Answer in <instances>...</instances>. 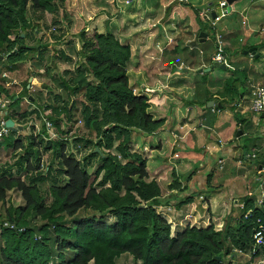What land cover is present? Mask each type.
<instances>
[{"label": "trees", "instance_id": "1", "mask_svg": "<svg viewBox=\"0 0 264 264\" xmlns=\"http://www.w3.org/2000/svg\"><path fill=\"white\" fill-rule=\"evenodd\" d=\"M65 1L0 0V72L19 70L21 61L29 60L31 53L36 54L48 45L30 43L37 31L29 32V12H54ZM36 24L37 30L40 25ZM81 40L82 49L78 53L85 59L83 69H79L72 82L54 77L63 88L62 107H53L55 103L49 100L35 110L20 111L18 107L25 97L33 102L38 100L28 88L34 72H40L32 67L28 68L24 90L11 96L6 93L11 98L9 108L14 109L10 117L19 122L34 113L42 117L53 108L47 115L57 137L49 140L47 125L43 123L42 132L30 136V147L16 163L18 172L25 169L27 174L16 176L9 170L0 174V202H5L12 190L19 191L24 201L7 210L8 220L24 228L23 231L4 226L7 220L0 221V264H53L52 260L57 264H117L124 254H130L137 264H241L236 251L249 254L251 259L259 257L264 245L255 249L254 232L264 227V200L257 205L254 197H249L241 214L231 216L221 230L213 224L187 225L182 231L172 232L171 224L156 209L163 204L160 184L150 179L147 159L131 146L134 132L152 134L165 123V118L156 119L149 111V97L135 92L130 83L128 64L132 46L111 32L95 31L87 38L83 31ZM20 45L26 47L15 51ZM75 51L71 47L70 52ZM40 54L38 62L32 63L37 69L44 68L46 63ZM61 54L57 56L72 60L71 55ZM0 90L3 92V87ZM229 94L239 92L236 88ZM76 96L84 97V125L97 137L92 152L83 161L67 152L68 139L64 138L71 132V128L64 129V121L72 127L74 109H78L76 101L68 103ZM14 130L15 126L5 139ZM43 145L45 150H55L65 179L53 181L52 164L44 169L40 162L42 151L38 148ZM7 147L16 150L25 145L19 137ZM94 157L101 163L93 177L88 167ZM40 169L45 171L38 173ZM47 179L52 182L45 195L42 184ZM84 209L94 214L77 217ZM106 213L114 217L112 222L105 219ZM68 218L72 223H68Z\"/></svg>", "mask_w": 264, "mask_h": 264}, {"label": "rangeland", "instance_id": "2", "mask_svg": "<svg viewBox=\"0 0 264 264\" xmlns=\"http://www.w3.org/2000/svg\"><path fill=\"white\" fill-rule=\"evenodd\" d=\"M169 1L170 0H163V3L160 5V9L158 11L159 18L165 15L166 9L169 7L167 6ZM143 2H145V0H66L64 6L54 12L40 14L31 10L28 15L31 22L29 32L33 34L35 31H37V36L35 34V36H33V39L35 40L31 39L30 43L42 45L48 43V45L41 48L36 54L31 53L29 60L21 61L20 67L21 64H25V66L23 68L21 67L18 80L22 79L24 81L27 79L29 74L28 68L30 69V67H32L34 70H39L40 72H34L33 77H36V80L33 82L35 89L29 90L30 94L37 96L41 104L45 102L48 103L50 100V102L55 103V106L53 107H62L63 100L61 99V93L63 88L57 83L54 77L57 79L64 77L67 81L72 82V79L74 76H76L79 69H83L82 64L85 60L82 54L78 53V51L82 49L81 32L85 31L88 38L93 36L95 31H99L103 33H114L123 43L131 44L132 59L128 64V74L131 85L139 80L140 77H144L146 79L154 77H166L167 73L164 74V72L168 66H170L168 70H171L173 75L172 77H187L186 80L188 82V86L191 89L186 90L185 92L187 95H189V98L193 96L195 88H197L198 92H200L197 95V98H199L201 97V93L203 94L207 91L204 87H208L211 90V95L209 98L214 101L216 99L212 97V92H215L218 95L222 93L227 94L226 88H228L229 92L233 93V89L238 87L239 94L244 93L245 95H249V92L253 90L255 86L260 84L264 85V80L261 83L253 80L252 76L254 71L252 68L248 69L247 67H244L243 70L240 71L242 65H245V61L239 60L241 55H243V44H247L248 42L251 44L255 43L257 45L258 42V46L261 47L264 45V15H254L250 3L251 0H236V2H234L235 9L232 13H229L225 17H223L224 7L221 5L222 0H188L187 5L186 3L182 5V3L179 2V4L182 6L187 7V11H190L193 15L194 13L198 15V10H195L194 7L196 9L202 10L214 7L215 11L222 15L223 20L219 23H216L215 27H213L211 24L213 21H215V18H212L211 16L212 11H208L204 16L198 15L197 17L198 24L203 28L202 32L209 33V37L211 38L214 37L213 40H208L210 47L207 48L208 51H206L205 54H203L204 50L201 48V45L206 43V38L201 40V36H199V38L196 37L195 41L197 43L193 45L192 41L190 40L191 36L193 35L188 34V29H185L183 26V32H181L177 28L178 25L176 24V19H172L167 25L170 30H173L174 27L177 28L178 32L173 34L176 38H178L179 47L177 46V48H175L174 46L166 45V36L169 34V32H162L159 30L158 34L155 32L156 35L153 34L154 32L152 33L155 27L149 24L153 22L151 19L153 16L149 14H142L144 7ZM141 19H143V21ZM244 19H249L250 23H253L255 26L256 24L253 21L257 19L260 24V26H257L258 28H256V30H258L256 32L258 33L248 31ZM36 23L40 25L37 30L34 27V24L37 25ZM144 27H150L151 29L145 30ZM222 29H225L227 33L223 35L222 39L218 40L217 37L215 39V35L219 30ZM250 32L252 34H250ZM158 40L161 42L160 46L157 45ZM220 41L222 43L223 51L230 50L232 54L231 59L233 61L229 60V62L235 68L227 67L226 69H222L221 67H214L211 69V71L198 73L197 70L199 68H194L196 67V64H199L203 57H208L210 53H216L219 50ZM174 42H177V40H174ZM225 45H229L231 47L227 48ZM71 47H74L76 51L71 53ZM161 47L163 48L161 49ZM240 48L241 50L239 51ZM61 52H64L66 55H71L72 60L68 61L65 58H60L57 56V53L62 55ZM40 53L43 54L45 60L44 62L46 63L44 68L39 67V69H37L33 64L35 61L36 63L38 62L37 60H39L38 57L41 55ZM157 54L159 56H156ZM207 61L210 63L209 60ZM214 64L215 63L211 60L209 67L213 66ZM183 65L188 66L186 67ZM181 69L185 70L186 72L177 71ZM3 74L4 72H0L1 76ZM1 76L0 84L3 85V83H5L6 87L9 88V86H11L10 81H3V77ZM12 77H15V75H12ZM24 82L22 83L21 89L19 87L16 90L12 88V90L9 92V95L11 96V94L17 93V91L21 92L24 90ZM7 83H9V85H7ZM220 85L223 87L218 89V86ZM214 86L217 87L214 89ZM212 88L214 90H212ZM137 92H139V90ZM57 94L60 95V98L55 97ZM230 97V100H235L238 96L235 95L234 99L232 95ZM73 101L78 103V109H74L75 120L72 124V127L71 124L68 125L64 121V129L67 130L71 128V131H73L74 135H69L70 140L67 141L66 146L67 152L70 155H74L83 161L84 158L92 152L94 148L93 143L97 141V137L94 132L89 131L84 125L82 114V103L85 102L84 97H72L68 104L72 105ZM30 106L31 100L27 96L25 99H23V105H20L18 108H20L21 112H24L34 108L33 106ZM227 108L232 110V108L229 106H227ZM35 109L36 108H34V110ZM52 109L47 110L46 113L42 115V117L37 115V113H34L31 115V117L20 122L14 119V121H16L17 124H20V126L17 125L15 127L14 133L11 134L10 138H4V143L3 141L0 142V145L3 143V146L0 147V174L5 170H9L8 172H11L16 176L24 177L27 174L25 169L22 170V172H18L19 165L16 163L21 158V156L26 153V148L30 147V136L34 135V130H32V128H36L39 131L43 130V123H46L47 125V121L49 120L48 115L52 113ZM208 109L211 111V108ZM184 111H186V107ZM10 116L11 115L9 114L8 118H11ZM43 116L45 117L43 118ZM205 134H207L206 131ZM151 135L153 136L147 138L145 141V138H143L145 135L142 137L140 133L133 134L131 146L139 152H143L145 144L150 147L152 144L155 145L158 142L159 138L156 136V134L152 133ZM163 135L166 136V133L163 132ZM19 137H21L25 145L23 149L14 150L12 147H7V144L12 139H18ZM55 137H57L56 132L55 136L51 135L49 140H54ZM46 140L47 139H45V141ZM88 141L91 142L87 144ZM45 144L46 143H44V145ZM44 145L43 147H38L42 151L40 162L43 164L44 169L52 164L53 181L54 179L64 178L61 172L60 159L59 157L55 156V150H45ZM138 145L140 148L137 147ZM143 154H145V152H143ZM165 154V151H159L155 148V150H153L152 157L157 156L160 161L163 157L162 161H164L166 158V156L164 157ZM262 157H264V154H262ZM32 161H34V164H36L34 157L32 158ZM152 161L153 160L150 161L151 166ZM23 163L25 164V161ZM100 163V159L98 157H94L91 165L88 167V170L93 177ZM44 171L45 170L40 169L38 170V173H42ZM34 175L36 174L34 173ZM51 182L52 179H47V181L42 184L43 193L45 195L48 194V187ZM23 203L24 201L19 191H9L6 201L0 202V221H9L7 218V210L11 205L19 206ZM257 205H261L259 200ZM162 212L164 215H167L166 210ZM93 214V211H85L84 209L80 211L77 217L91 216ZM105 219L108 222H112L114 217L111 214L106 213ZM68 223H72L71 218H68ZM236 252L239 255L238 259L241 264H260L259 258L251 259L249 254H244L241 251ZM52 261L53 264H57L55 260ZM117 264L137 263L130 254H124L117 260Z\"/></svg>", "mask_w": 264, "mask_h": 264}, {"label": "crops", "instance_id": "3", "mask_svg": "<svg viewBox=\"0 0 264 264\" xmlns=\"http://www.w3.org/2000/svg\"><path fill=\"white\" fill-rule=\"evenodd\" d=\"M179 2L182 5L185 3L187 5L188 0H170L167 4L169 7L166 9L165 15L159 18L158 11L163 0H145L142 13L153 16L151 18L153 22L149 24L155 27L152 31V33L154 32L153 34L155 32L158 34L159 30L169 32L166 36V45L174 46L175 48H177L179 41L173 33L178 32L177 28L181 32H183L182 26L188 29V34L193 35L190 38L193 43L203 31V28L198 24L197 17L198 15H206L207 13L204 11L208 10L194 7L195 10H198V15L195 13L193 15L190 11H187V7L182 6ZM234 2L229 4V13H232L235 9ZM250 3L254 15H264V0H251ZM210 9L213 12L214 7ZM213 13H211L212 18H214ZM143 19L141 20L143 21ZM172 19H176L178 26L170 30L167 24ZM222 20L223 18L216 22L213 21L211 24L215 27V24ZM245 21L248 31L258 33L256 28L260 24L257 19L253 21L256 26L253 23L251 24L249 19ZM144 28L145 30L151 29L150 27ZM226 33L225 29L219 30L215 35V39L216 37L218 40L222 39ZM250 34L252 33L250 32ZM207 35L206 43L201 45L204 50L203 54L210 47L208 40H213L214 38L209 37V33ZM159 40L157 41L158 46L161 43ZM174 40H177V42H174ZM243 45V55H241L239 60L245 61V65H242L240 71L244 67L252 68L254 71L253 80L261 83L264 80V45L260 47L258 42L257 45L248 42ZM225 46L227 48L231 47L229 45ZM253 47H257L255 54L245 53L246 50ZM214 53H210L208 57H203L201 62L196 64L194 68H209L211 60L213 61ZM223 53L227 57L228 62L229 60L233 61L230 50L223 51ZM159 55L157 54L156 56ZM24 66L25 64H21L22 68ZM183 66L187 67L188 65ZM21 67L15 72H7L8 75L6 77L0 75L3 77V81L9 80L11 85L8 88L5 83L3 85L0 84L5 91L2 92L0 90L3 96L7 95V91L10 92L12 88L14 90L18 87L22 88V83L25 80H18ZM169 67L164 72V74L167 73L166 77L150 79L140 77L132 85L136 92L139 90L137 93H143L149 97V111L154 117L156 119L165 118L164 125L154 132L159 138L157 144H152L150 147L145 144L143 149L145 154L135 148L133 149L147 159V170L150 179H156L160 184L162 190L160 198L163 200V204L156 208L171 224L173 233L182 231L187 225L208 227L213 224L217 230H221L231 216L235 218V216L241 214L244 203L249 197H254L255 203H258V200L260 201L262 198L264 200V157L260 154V158L254 160L248 155L256 149L262 150L264 154V119L249 110L251 91L249 95L240 93L237 95V99L230 100L229 89L226 88L227 94L218 95L212 92V97L216 99L213 101L209 98L211 90L208 87H204L207 91L203 94L201 93L199 98H197V95L200 92L195 88L193 96L189 98V95L185 92L191 89L188 86L187 77H172L171 70H168ZM233 68L235 67L233 66ZM177 71L186 72L182 69ZM12 75H15V77H12ZM34 80H36V77L33 76L29 79V90L35 89ZM215 87L217 86L213 88L215 89ZM222 87L220 85L218 89ZM213 88L212 90H214ZM235 95L232 94L233 99ZM29 99L31 100V106L34 108L41 106L39 100L33 102V99L30 97ZM240 100L243 103V107L237 108L235 104ZM221 101L226 103L223 105ZM211 102H214V105L209 106ZM21 105H23V100ZM218 105L219 108H217ZM226 105L231 107L232 110L227 108ZM185 107L186 111H184ZM208 108H211V111ZM13 111L12 107L9 108L6 115L12 114ZM236 115H239L240 118L238 119ZM5 118L7 120L12 119ZM12 120L14 121V118ZM17 125L20 126L14 121V126L16 127ZM32 130H34L35 135L42 132V130L39 131L36 128H32ZM205 131L207 134H205ZM163 132L166 133V136L163 135ZM135 133H140L142 137L145 135L143 137L145 141L153 136L139 131ZM69 135H74L73 131L65 137L68 140H70ZM137 147L140 148L139 145ZM155 148L166 152L164 161H162L163 157L161 161L157 156L152 157ZM151 160H153L152 166L150 165ZM165 210L167 215L162 212Z\"/></svg>", "mask_w": 264, "mask_h": 264}, {"label": "built area", "instance_id": "4", "mask_svg": "<svg viewBox=\"0 0 264 264\" xmlns=\"http://www.w3.org/2000/svg\"><path fill=\"white\" fill-rule=\"evenodd\" d=\"M178 1H183V0H178ZM221 5L226 9L225 11H223V17H224L229 13L228 10L229 3L227 0H222ZM208 11H211V9L209 8L207 11L204 12L207 13ZM213 12L216 14V16L214 17L215 18L214 22L219 21L222 18V15L216 13L214 9ZM212 59L215 63L226 64L227 67L233 68V66L228 62L227 57L223 53V47L221 41L219 43V50L213 55ZM7 75L8 73L4 72L3 76L6 77ZM10 103H11L10 96L8 95L3 96L0 93V142L4 140V138L7 135H9L11 132V127L7 125V119L5 118L6 117L5 115L8 113L7 111L9 109ZM235 106L237 108L243 107L242 101L241 100L238 101L235 104ZM249 110L255 115L262 116L264 119V85L255 86V88L251 90ZM47 129H48L47 130L48 134L50 135L49 138L51 137V135L55 136L53 124L49 120L47 121ZM260 154H263V151L256 149L251 154L248 155L250 156V158L255 160L260 158ZM262 202H263V198L261 199V201H259V203L262 204ZM4 226H7L11 229H18L19 231L24 230V228H18L16 224L11 223L10 221H6L4 223ZM254 239L256 240L255 249H258L264 245V227H261L260 229L254 232ZM257 258H259L260 264H264V252Z\"/></svg>", "mask_w": 264, "mask_h": 264}, {"label": "water", "instance_id": "5", "mask_svg": "<svg viewBox=\"0 0 264 264\" xmlns=\"http://www.w3.org/2000/svg\"><path fill=\"white\" fill-rule=\"evenodd\" d=\"M227 1H228L229 4H232L236 0H227ZM213 16L215 17L216 14L214 13ZM23 36H24V34H23ZM200 36H201V40H204L208 35H207L206 32H201ZM195 43H196V41H193V44H195ZM24 47H26V45H20L15 51H18L19 49L24 48ZM256 50H257V47H253V48H250V49L246 50L245 53L255 54ZM214 67H221L222 69H226L227 68L226 64L215 63L213 66H211L209 68H205V69L204 68H200L197 71L199 73H203V72H206V71H211V69L214 68ZM212 105H214V102H211L209 104V106H212ZM7 125L9 127L13 128L14 127V121L12 119H8L7 120ZM239 134H241V133H239ZM95 150L100 152V148L99 147H96Z\"/></svg>", "mask_w": 264, "mask_h": 264}, {"label": "clouds", "instance_id": "6", "mask_svg": "<svg viewBox=\"0 0 264 264\" xmlns=\"http://www.w3.org/2000/svg\"><path fill=\"white\" fill-rule=\"evenodd\" d=\"M263 203V202H262Z\"/></svg>", "mask_w": 264, "mask_h": 264}]
</instances>
